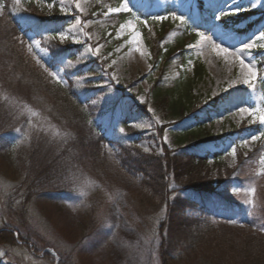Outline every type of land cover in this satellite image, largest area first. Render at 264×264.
<instances>
[{
  "label": "rangeland",
  "instance_id": "1",
  "mask_svg": "<svg viewBox=\"0 0 264 264\" xmlns=\"http://www.w3.org/2000/svg\"><path fill=\"white\" fill-rule=\"evenodd\" d=\"M203 1L204 14L199 0H128L131 11L104 15L125 0H79L83 12L75 7L77 0H0V17L7 9L13 14L23 27L28 55L43 72L22 76L0 48V101L7 103L14 122L0 129V234L12 232L15 238L0 241V264H162L159 228L167 207L141 187L139 172L131 173L119 160V144L133 150L129 156L136 159L142 153L160 156L166 147L187 155L192 151L185 149L201 144L202 135L223 139L211 146L221 151L222 161H209L206 182L205 174L185 178L182 186L171 177L169 201L189 197L187 188L205 187L225 192L237 203L238 214L218 210L204 232L191 221L177 223L178 233L169 240L175 257L170 264H199L202 255H215L214 242L222 236L237 250L240 242L250 243L253 264H264V241L257 240L264 239V137L252 139L264 132V124L240 111L264 110V0ZM129 24L140 33L139 44L130 43L131 29L121 32L120 26ZM187 29L196 38L188 40L186 62L175 61L161 75L152 65L151 47L176 46ZM62 33L68 39L60 40ZM201 34L209 39L201 41ZM213 42L233 55H218ZM252 43L256 46L240 51ZM239 59L256 70L254 87L243 82L247 69ZM197 65L203 75L196 79ZM91 70L96 74L87 75ZM9 76L27 79V90L6 89L3 80ZM157 80L159 87L191 84L192 104L184 101L187 112L180 121L171 122L170 113L156 108L151 92ZM58 87L76 94L84 105L83 121L56 99L62 96ZM186 90L177 98L186 100ZM89 125L108 140L100 153L74 148L79 136L89 139ZM10 146L14 151L5 160L2 153ZM35 149L51 151L47 168L37 163L41 154ZM65 161L68 166L62 168ZM59 168L62 174L50 181L38 174ZM211 198L219 201L217 195Z\"/></svg>",
  "mask_w": 264,
  "mask_h": 264
},
{
  "label": "trees",
  "instance_id": "2",
  "mask_svg": "<svg viewBox=\"0 0 264 264\" xmlns=\"http://www.w3.org/2000/svg\"><path fill=\"white\" fill-rule=\"evenodd\" d=\"M205 7L207 8L205 2L203 0H199V8L203 14ZM248 15H251V12L248 11ZM187 30H185L184 34L181 37H179V39L176 41V46L151 47L152 57H153L152 65L160 69L161 75H163V73L166 72L170 68V66L173 63H175V61L178 62V64H184L186 62L187 60L186 45L188 43V40L193 41L196 38L195 32L193 33L191 30L188 31ZM0 48L4 49L7 52L6 57L8 59L16 63L17 66H19L23 70L22 76L26 75L28 78L29 75H32V73L35 74V72H37L39 75H42L43 72L41 73L39 67L36 66L32 58L28 55L26 51V47L24 45L23 27L19 24L18 21H16L13 14L10 13L8 9L5 10L4 15L0 17ZM72 58L74 59L76 57L73 55ZM95 74L96 72L91 70L87 75L91 76ZM202 75H203V68L202 66L197 65L195 69V78L197 79ZM10 77L11 76H9L6 79V81L3 80V85L6 89L10 91V89H15L13 88L15 86L18 89H20V87L22 88L25 87L23 88V90L24 89L27 90L26 87L28 85L27 79L18 80L15 79L14 77L11 78ZM157 83H159V80L155 81L152 88L153 90L151 92L155 106H157L156 108H158V111L166 110L167 114L170 113L172 119L169 120L171 122L180 121V119L183 118V115L187 112L185 105L187 104L190 107V105L192 104V100H190L191 93L189 91L191 84L169 88V87H159ZM10 85H12V87H10ZM179 90H186L185 93L187 95L189 93L188 98H186V100L182 98L181 100L179 96H178L179 99L177 98L176 95L178 94ZM58 91H60L62 95L56 98L59 100L60 104L65 107L67 106L72 107L74 111L79 113V117L81 118V120L82 119L84 120V117H86L84 116L85 115V110L83 107L84 105L76 97V94L71 89H62L60 87H58ZM184 101L187 102L185 105L183 104ZM168 102L169 105H167ZM6 106L7 103L0 101V129L1 127H5V130H8L10 127L13 126L12 124L14 122H12V116L9 113L11 112V110H7L5 108ZM39 107L42 108L40 105ZM54 111L55 109L52 112ZM166 117L168 118V115H166ZM87 132H89L88 140L87 139L83 140L82 136L79 137L77 136L78 139H76L77 141L75 142L76 144L74 145L75 150H79L80 148L82 149L84 147L85 149L87 148L91 152H93V154L96 151L100 153L103 150L105 144L108 143L105 134H102V132L96 129L93 125L92 126L89 125V131ZM203 137L204 135L200 136L199 142L201 144L190 146L188 149H185L187 152L192 151L190 154L187 153V155L177 154L174 150L170 151L166 147L163 151V154L160 156H154V155H148L142 153L137 155L138 159H136L133 158L132 156L131 157L129 156V153H131V151L133 152V150L128 149L124 144L121 143H120L121 145L119 144V151H120L119 160L128 167L131 173L137 174V172H139L140 173L139 181L141 187L143 189H146L147 192L151 193L153 196L156 195V197L158 196L159 198H161L163 201V205L165 204L167 207L166 218L161 223L159 228L160 231L162 230L161 238L163 240L160 246V256L163 262L162 264H170L171 261L175 260V257L171 255V244L169 240L171 239L172 236H174L173 233H178L177 231L178 228L176 227L177 223H180L181 225L187 223V225H189L188 223L189 221H191L196 224L195 225L196 230L200 228L199 225H202L204 228L202 229L200 228V230L201 232H204V230L208 228L207 226H212L211 224L212 217L216 215L218 216L220 214L218 210L224 209V211H228L229 213L234 215L232 217H235V215L238 214V211L236 209L237 203L230 202L227 199L225 192L214 191V190L212 191L205 187L187 188L190 191L189 197H187L186 199L179 198L175 200L173 203L169 201L170 199L169 196L172 194V191L170 190V182H169L171 177L175 180V182L179 186L183 185L182 182L185 178L187 179V177L189 178L192 176L199 177L202 174H205L202 179H204L203 181L206 182L208 181V179L205 178H207L206 177L207 174L210 173L209 161L212 160L215 165L221 163L222 161L221 151H219V149H213L211 146L213 144L221 142V140L223 139L206 140ZM129 144L131 143L129 142ZM35 150L37 152L39 151L38 149ZM185 150H180V151H185ZM11 151H14L13 148H11V146L9 148L7 147L4 149L2 155H4L3 158L5 160L8 159V155H10L9 153ZM50 154L51 151L49 150L44 151L43 153L42 151H39L40 157L38 158L37 163L40 164L42 168L44 167L47 168L48 161L46 160L47 158H45V156L50 157ZM52 160L50 165H53L55 167V165H57L56 164L57 162L55 163ZM149 160L152 161V163H149L150 162ZM6 162L8 166L11 167L10 166L11 164L8 161ZM66 162L67 161L61 162L63 165L61 164L60 166H62V168L68 166ZM146 165L148 166V168L145 171ZM60 168L58 169V171H53V173L52 171H50L51 169L50 170L44 169L42 170V172L38 171V174L41 176V179L44 178L45 180L50 181L53 177H56V175L62 174L63 169ZM212 195H217L219 197V201L217 203L216 202L214 203V201H212L211 198ZM193 212H196L197 216H194L192 214ZM91 219L89 220V222H87V224L89 225L88 227L89 229L94 227V223L92 222ZM205 232L206 234H204V236H206L207 240H209L208 233L207 231ZM190 238H194V237L190 236ZM2 240L7 242H15V238L12 232L1 233L0 241L2 242ZM257 240L264 241V239H260V238H257ZM214 243L215 245L213 247V250L215 251V255L212 256L208 255L205 258L202 255L201 257L202 259L198 260L199 264H238V263L244 264V262L246 261L247 263L251 261L250 264L254 263L253 262L254 259H252L251 256L250 250H252L251 249L252 245L250 243L245 241L240 242L239 244L237 243L238 244L237 247L241 248L240 250H237V248H235L236 243L233 244V241L229 240L228 238H223V236L220 237L219 239H216ZM259 249L262 250V247ZM261 250L258 252L259 254L264 252V251L262 252ZM169 256H171V258H168Z\"/></svg>",
  "mask_w": 264,
  "mask_h": 264
},
{
  "label": "snow or ice",
  "instance_id": "3",
  "mask_svg": "<svg viewBox=\"0 0 264 264\" xmlns=\"http://www.w3.org/2000/svg\"><path fill=\"white\" fill-rule=\"evenodd\" d=\"M17 2H19V0H17ZM49 6L51 7V5H49ZM75 7L79 8L81 12L84 11V9L81 8L79 0H77V2L75 3ZM0 8H3V4H0ZM64 10H65L64 8L61 9V11H64ZM122 10L123 11H131V9L128 7V0H125V2L123 3V5L121 7L109 8L108 12L104 13V15H108L110 13H119ZM156 19L163 20V19H166V17H157ZM177 19H181V21H182V18H180V17H177ZM217 19H219V17H217ZM77 23H80V22L77 21ZM126 27L131 29V31H132V38H131L130 43L139 44V42H140V33L135 30L134 25H131V24H129V25H121L120 26L121 32H123V30ZM85 35H87V33H85ZM59 38L62 41L68 39L67 35H65L63 33L60 34ZM261 38L264 39V34H262ZM207 39H209V38L205 37L203 34H201V41H204V40H207ZM36 43H37V47H38L39 46V42L37 41ZM255 46H256L255 43L245 44L244 49H241L240 51H245V50L253 48ZM190 47H195V46H190ZM212 47H213V51H215L218 55H223L225 57L233 55V53H231L228 48L221 47V45L215 44L214 42H213ZM31 50H32L31 45H29V51H31ZM136 50L140 51V49L138 47H137ZM93 51L96 54H99L100 49L99 48H95V49H93ZM141 54H143V53H141ZM239 62H240V65H241L242 68H246L247 69V75L245 76L243 82L245 84L249 85V87H254L253 81L257 77L256 70L254 69L253 66L245 64L243 59H239ZM51 75L56 76V73H51ZM240 111L242 113H248L249 115L255 114L257 119L259 120V123L264 124V110H250L248 108H241ZM157 122H159V118L158 117H157ZM140 126L142 127L143 125H140ZM120 131L123 132L124 130L120 129ZM261 137H264V132H261L259 136H255V135L252 136V139L253 140H259ZM165 140H167L166 136H165ZM247 143H248V141L245 140L244 144H247ZM146 151H147V149H146ZM236 151H237V149L235 147H233L232 150H231V154L233 156H235L236 155ZM252 192L253 193L255 192L254 188L252 189ZM0 254H2V253H0Z\"/></svg>",
  "mask_w": 264,
  "mask_h": 264
}]
</instances>
